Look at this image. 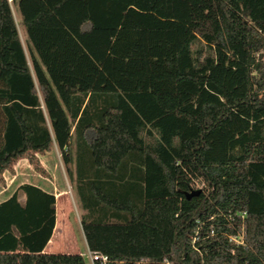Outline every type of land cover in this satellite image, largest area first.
Returning <instances> with one entry per match:
<instances>
[{
  "label": "trees",
  "instance_id": "obj_1",
  "mask_svg": "<svg viewBox=\"0 0 264 264\" xmlns=\"http://www.w3.org/2000/svg\"><path fill=\"white\" fill-rule=\"evenodd\" d=\"M13 1L27 45L0 0V172L55 146L111 261L264 264V0ZM54 205L30 183L0 201V264H85L43 251Z\"/></svg>",
  "mask_w": 264,
  "mask_h": 264
},
{
  "label": "rangeland",
  "instance_id": "obj_2",
  "mask_svg": "<svg viewBox=\"0 0 264 264\" xmlns=\"http://www.w3.org/2000/svg\"><path fill=\"white\" fill-rule=\"evenodd\" d=\"M13 14L16 23L21 30L22 36L26 39L16 4L13 6ZM39 159L42 162H40ZM16 162L18 165L14 174L13 165H15ZM35 164L36 166H39L38 169H36L34 163H30L26 157H20L7 169L0 172V201L9 196L15 186L23 181L38 182L39 179H44L43 181H54L53 185L56 188L62 186L66 191V196L60 198L59 204L62 201V203H64V208L61 210L60 207V210H58V221L59 223L65 222L66 229L72 232L73 238L71 237L70 239L75 246L74 249L78 250L83 256L85 264H90L87 256L86 244L79 226V218L82 208L75 191L74 179L67 174L57 148L54 146L47 151L36 153ZM192 188L201 189L202 184L195 182L193 183ZM19 192L18 194H20ZM68 248L69 246L66 244V236H55L47 251L50 253H66L69 250Z\"/></svg>",
  "mask_w": 264,
  "mask_h": 264
},
{
  "label": "crops",
  "instance_id": "obj_3",
  "mask_svg": "<svg viewBox=\"0 0 264 264\" xmlns=\"http://www.w3.org/2000/svg\"><path fill=\"white\" fill-rule=\"evenodd\" d=\"M15 5V3H14V1L13 0H11L10 1V6H11V11H12V14H13V6ZM18 14H19V12H18ZM13 17H14V14H13ZM19 17H20V15H19ZM14 20H15V23H16V19H15V17H14ZM16 27H17V30H18V34H19V36H20V40H21V42H22V44H23V46L25 47L26 45H27V37H26V39H24V37L22 36V34H21V30L19 29V27H18V25H17V23H16ZM22 28H23V30H24V27H23V25H22ZM25 31V30H24ZM25 36H26V34H25ZM35 156H36V154H35ZM39 161H40V159H39ZM40 162H42V161H40ZM17 165H18V163L16 162V164L15 165H13V170H14V174H15V170H17ZM41 166V165H40ZM39 167V166H38ZM13 172V171H12ZM44 179H39L38 180V182H32V181H23V182H20V183H18L16 186H15V188L13 189V191H15L17 188H18V186L19 185H21V184H23V183H30V184H34V185H37L38 187H40L42 190H44V191H47V192H50V193H52V194H54V196H55V224H54V228H53V231H52V235H51V237H50V239L48 240V242L46 243V245L44 246V248H43V251L44 252H46V253H50V252H48L47 251V249L49 248V246H50V244H52V242H53V240H54V238H55V236H66V244H68V246H69V250H68V252H66V253H79V251L78 250H75L74 249V244H72V240L70 239L73 235H72V232H70V230H67L66 229V224H65V222H61V223H59V221H58V210H60V207H61V210H63V208H64V203H62V201H61V203L59 204V202H60V198H62L63 196H66V191L64 190V188H62V186L60 187V188H56L54 185H53V183H54V181H43ZM12 191V192H13ZM11 192V193H12ZM20 194H18V200L20 201V202H23L24 201V195H23V193L22 192H19ZM8 197V196H7ZM6 197V198H7ZM78 197V196H77ZM81 213H83V210L81 209V212H80V214ZM79 226H80V230H81V234H82V236H83V232H82V229H81V224H80V221H79ZM73 238V237H72ZM58 239V238H57ZM83 239H84V236H83ZM85 241V240H84ZM86 244V243H85ZM71 247V248H70ZM86 248H87V246H86ZM88 249V248H87Z\"/></svg>",
  "mask_w": 264,
  "mask_h": 264
},
{
  "label": "built area",
  "instance_id": "obj_4",
  "mask_svg": "<svg viewBox=\"0 0 264 264\" xmlns=\"http://www.w3.org/2000/svg\"><path fill=\"white\" fill-rule=\"evenodd\" d=\"M9 2L11 0H8ZM244 212L241 213V216H244ZM228 239L230 241H233L234 243L236 244H241L243 243V231H238L235 235H230L228 237ZM87 256H88V259H89V262L90 264H120L118 262H115V261H111L107 255L105 254H102L100 252H97V251H91L89 249H87ZM138 264H141V263H138ZM161 264H173L171 263L168 259H164Z\"/></svg>",
  "mask_w": 264,
  "mask_h": 264
},
{
  "label": "water",
  "instance_id": "obj_5",
  "mask_svg": "<svg viewBox=\"0 0 264 264\" xmlns=\"http://www.w3.org/2000/svg\"><path fill=\"white\" fill-rule=\"evenodd\" d=\"M201 189H191L189 191H185L184 195L186 196L187 199H189L192 196L198 195Z\"/></svg>",
  "mask_w": 264,
  "mask_h": 264
}]
</instances>
